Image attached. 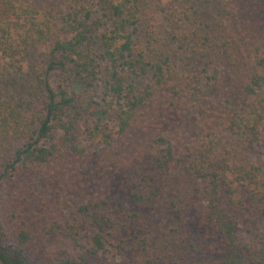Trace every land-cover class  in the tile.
<instances>
[{
    "label": "trees",
    "instance_id": "16d2710c",
    "mask_svg": "<svg viewBox=\"0 0 264 264\" xmlns=\"http://www.w3.org/2000/svg\"><path fill=\"white\" fill-rule=\"evenodd\" d=\"M246 1L0 0V264H105L168 213L218 238L217 264H264V234H237L264 220V23L240 34ZM73 74L106 105L83 132ZM176 234L162 257L197 250Z\"/></svg>",
    "mask_w": 264,
    "mask_h": 264
},
{
    "label": "rangeland",
    "instance_id": "374dc122",
    "mask_svg": "<svg viewBox=\"0 0 264 264\" xmlns=\"http://www.w3.org/2000/svg\"><path fill=\"white\" fill-rule=\"evenodd\" d=\"M264 0H247L244 3H239L232 11L235 15V26L241 35L251 36L258 34L259 27L264 23L262 20L264 17ZM151 28L159 35H163L166 29H169V25L163 21L158 14L152 19ZM39 52H35L33 57H37ZM75 72L74 70H72ZM85 72H82L84 74ZM73 78L68 80L67 83H71V88L81 97L83 101L82 115L78 120V127L80 132H83L84 127L90 125L97 120L98 111L102 108H106L105 102L102 100V91L99 81L95 78L86 76L80 77L73 74ZM57 78V76H54ZM53 77V78H54ZM10 76L5 80V77L0 76V96L5 94L4 86L10 83ZM117 112V107L112 106L105 116L114 115ZM257 150L244 149L243 154L246 157L256 156ZM2 156V155H0ZM116 158L117 155H114ZM124 155H122L123 157ZM6 157V155H5ZM126 158V157H125ZM123 159V158H122ZM4 161V158L0 159V164ZM114 163V162H111ZM123 165L127 164L126 160H123ZM2 165H0V174L2 173ZM0 185V195L6 197V190L2 189ZM190 215L178 217L171 213L166 214L160 221L159 230L150 232L148 234L149 245L145 247L141 241V236L146 235L145 231L141 228L134 229L130 236L136 235L133 240L128 239L126 250L119 256L115 257L114 249L109 250L106 254L105 264H217L222 256V250L218 238L209 235L205 229L192 219ZM247 221H242L238 228L237 234L242 241L250 239L254 233L264 234V220H258L257 225L253 228H247ZM172 230L177 231V235H187L192 239L196 245L195 252H187L184 250L175 251L167 248L168 257H162L160 252L165 251V243L161 239L168 237ZM89 232L86 229L81 231V237L83 240L87 239ZM48 247L53 249L63 250L66 249L73 252L69 241L61 234H57L49 238ZM159 249L158 251L155 250ZM62 255V254H60ZM62 257V256H59ZM153 261V262H152Z\"/></svg>",
    "mask_w": 264,
    "mask_h": 264
}]
</instances>
